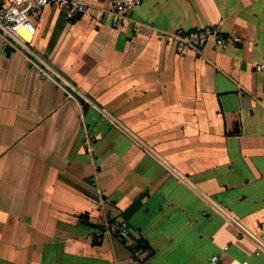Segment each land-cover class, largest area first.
<instances>
[{
    "label": "crops",
    "instance_id": "obj_1",
    "mask_svg": "<svg viewBox=\"0 0 264 264\" xmlns=\"http://www.w3.org/2000/svg\"><path fill=\"white\" fill-rule=\"evenodd\" d=\"M31 20L0 29V264H264V0ZM206 27L243 42L178 51Z\"/></svg>",
    "mask_w": 264,
    "mask_h": 264
},
{
    "label": "built area",
    "instance_id": "obj_2",
    "mask_svg": "<svg viewBox=\"0 0 264 264\" xmlns=\"http://www.w3.org/2000/svg\"><path fill=\"white\" fill-rule=\"evenodd\" d=\"M145 0H4L0 1V29L8 36L21 40L25 38L21 30H25L31 36L36 33V28L32 23L31 16L38 13L46 6H58L68 9L69 13H85L92 7L99 10V17L102 18L107 14L114 15L117 23L122 16L129 10H133L144 3ZM209 42L215 43L219 48H228L234 44H241L243 41L240 37H226L221 34L217 27H206L195 29L177 35V49L183 53L190 49H201ZM254 68L257 72H264V58L255 63ZM254 238L252 235H250ZM255 239V238H254ZM258 250L256 255L264 252V243L258 241ZM224 247V251L228 250ZM211 264H226L219 255H213L210 258ZM237 264H251L248 260L240 261Z\"/></svg>",
    "mask_w": 264,
    "mask_h": 264
},
{
    "label": "bare ground",
    "instance_id": "obj_3",
    "mask_svg": "<svg viewBox=\"0 0 264 264\" xmlns=\"http://www.w3.org/2000/svg\"><path fill=\"white\" fill-rule=\"evenodd\" d=\"M21 34L26 38V39H30L31 38V36H30V34L28 33V32H26L25 30H21Z\"/></svg>",
    "mask_w": 264,
    "mask_h": 264
},
{
    "label": "water",
    "instance_id": "obj_4",
    "mask_svg": "<svg viewBox=\"0 0 264 264\" xmlns=\"http://www.w3.org/2000/svg\"><path fill=\"white\" fill-rule=\"evenodd\" d=\"M81 14H82L81 12H78V13H77V16H80Z\"/></svg>",
    "mask_w": 264,
    "mask_h": 264
}]
</instances>
